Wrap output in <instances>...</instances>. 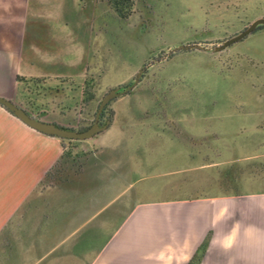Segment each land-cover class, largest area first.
I'll return each instance as SVG.
<instances>
[{
    "label": "crops",
    "instance_id": "crops-1",
    "mask_svg": "<svg viewBox=\"0 0 264 264\" xmlns=\"http://www.w3.org/2000/svg\"><path fill=\"white\" fill-rule=\"evenodd\" d=\"M96 3L0 0V97L47 122L87 126L95 85L86 78L101 58ZM135 115L118 111L64 156L59 137L0 104V264H188L207 239L200 264H264V130L252 147L239 143L226 191L176 197L166 195L176 169L148 158L176 147Z\"/></svg>",
    "mask_w": 264,
    "mask_h": 264
},
{
    "label": "rangeland",
    "instance_id": "rangeland-1",
    "mask_svg": "<svg viewBox=\"0 0 264 264\" xmlns=\"http://www.w3.org/2000/svg\"><path fill=\"white\" fill-rule=\"evenodd\" d=\"M96 1L92 29L101 35V58L86 78L95 85L86 125L111 89H126L143 69L132 90L108 103L101 124L118 111L134 112L146 133L160 132L166 149L176 147V155L148 157L176 169V188L166 195L226 191L221 179L235 170L238 145L252 147L254 133L264 130V25L222 51L214 48L263 17L264 0H135L127 19ZM192 43L207 49H177Z\"/></svg>",
    "mask_w": 264,
    "mask_h": 264
},
{
    "label": "water",
    "instance_id": "water-1",
    "mask_svg": "<svg viewBox=\"0 0 264 264\" xmlns=\"http://www.w3.org/2000/svg\"><path fill=\"white\" fill-rule=\"evenodd\" d=\"M260 25H264V16L258 17L255 20H253L248 27H246L244 30L239 32L238 34L228 38L225 40L222 44L216 46L214 48L215 51H222L231 45L243 40L248 35L252 34L254 31L257 30V28ZM203 49L206 50L207 47L201 44H181L177 47V49ZM143 72V69L140 70V73L138 74L135 81L128 86L124 90H120L118 87L111 89L102 99L97 113H96V119L94 123L86 130L80 131L68 127L59 126L52 122H47L42 119H39L27 112L26 109L16 104L11 99H7L5 97H0V104L7 107L14 115H16L18 118H20L23 122L28 124L29 126L42 131L44 133L52 134L55 136L63 137V138H70V139H80V140H86L94 137L98 133L104 131L108 128L110 121H107L105 124H101L100 117L102 115V112L108 105V103L115 97H118L122 94L128 93L130 90H132L140 81L141 73Z\"/></svg>",
    "mask_w": 264,
    "mask_h": 264
},
{
    "label": "trees",
    "instance_id": "trees-1",
    "mask_svg": "<svg viewBox=\"0 0 264 264\" xmlns=\"http://www.w3.org/2000/svg\"><path fill=\"white\" fill-rule=\"evenodd\" d=\"M108 5L116 12L117 15H119L121 18L127 19L128 17H130L133 12H134V6H135V0H106ZM263 25H260L258 28L262 27ZM21 79V77H19ZM85 99L87 100L89 97L92 96V93L89 92V90L86 89L85 93ZM109 105V104H108ZM108 105L106 106V108L104 109L102 116L105 114ZM5 107V106H4ZM7 108V107H6ZM8 109V108H7ZM9 110V109H8ZM10 111V110H9ZM11 112V111H10ZM91 125H87V126H80L78 128H72V129H76V130H86L90 127ZM59 137V136H57ZM60 140L62 141V144L65 148L64 151V156L67 155V153H69L67 151V148L71 149L73 147V143H75L76 141H82L80 139H70V138H63V137H59ZM63 158V157H62ZM60 159L53 167L52 169L48 172L47 176H49L51 174V172L61 163ZM208 241L209 239H207L199 248L198 253H196L194 255V257L191 259V261L188 264H200L201 259L205 253L206 247L208 245ZM200 251V252H199Z\"/></svg>",
    "mask_w": 264,
    "mask_h": 264
}]
</instances>
